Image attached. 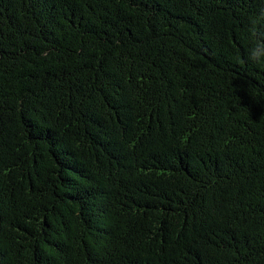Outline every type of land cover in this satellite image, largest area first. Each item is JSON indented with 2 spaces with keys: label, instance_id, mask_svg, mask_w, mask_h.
I'll list each match as a JSON object with an SVG mask.
<instances>
[{
  "label": "trees",
  "instance_id": "trees-1",
  "mask_svg": "<svg viewBox=\"0 0 264 264\" xmlns=\"http://www.w3.org/2000/svg\"><path fill=\"white\" fill-rule=\"evenodd\" d=\"M264 0H0V264H264Z\"/></svg>",
  "mask_w": 264,
  "mask_h": 264
},
{
  "label": "clouds",
  "instance_id": "clouds-1",
  "mask_svg": "<svg viewBox=\"0 0 264 264\" xmlns=\"http://www.w3.org/2000/svg\"><path fill=\"white\" fill-rule=\"evenodd\" d=\"M260 23V18L254 16L248 28V33L254 40L253 46L248 50V60L254 64H264V41L257 39Z\"/></svg>",
  "mask_w": 264,
  "mask_h": 264
}]
</instances>
